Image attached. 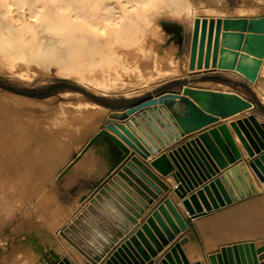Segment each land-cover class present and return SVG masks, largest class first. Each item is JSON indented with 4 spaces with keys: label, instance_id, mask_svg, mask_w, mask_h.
Returning <instances> with one entry per match:
<instances>
[{
    "label": "rangeland",
    "instance_id": "rangeland-1",
    "mask_svg": "<svg viewBox=\"0 0 264 264\" xmlns=\"http://www.w3.org/2000/svg\"><path fill=\"white\" fill-rule=\"evenodd\" d=\"M32 1L37 5L35 18L53 20L50 21L53 28L60 27V21L65 19L67 31L59 32L58 38L53 41L52 51L41 53L28 43L19 41L15 35L10 49L0 55V120L8 118L20 124L27 134L21 138L24 139L22 155H0V192L3 179L8 178L22 189L27 198L14 211L10 223H0V248L5 245L7 238L17 239L25 234L23 230L27 226L45 228V220L53 216L50 211L44 210L53 207V203L47 202L46 198L54 195V202L58 204L56 209L60 210L63 202L59 199L69 200L75 195L71 185L76 180L71 178L69 172L73 164L66 171L63 170L76 157L83 141L89 139L105 119L104 112L94 115L87 124H80L83 113L97 107L96 104L107 110L135 99L132 96L142 92L173 85L175 81H170L185 76L186 70L178 58H175L177 65H174L178 67L176 72L179 70V75L160 70L159 65H153L149 58L158 52V43L164 44L168 37H177L173 27H164L162 24L166 20V24L171 21L181 23V9L173 10L168 18L158 17L146 23L147 6L139 2L137 17L131 21L119 17L131 9L125 0ZM104 6H113V15L106 16ZM25 13L28 17L27 11ZM32 19L34 17H28V20ZM179 34L180 38H185L184 34ZM21 52H24V57ZM111 66L125 70L131 77L126 75L127 80L119 88L102 90L103 87H94L95 73H101ZM85 82L91 83L87 85ZM260 87L264 91V79L260 80ZM249 97L264 112L261 94L257 92V96ZM57 113L61 118L68 119L69 116L75 133L67 130L69 121L60 120ZM101 142L97 140L93 144ZM105 151L110 156L118 153L112 147H107ZM25 209L29 211L28 216L18 221ZM43 211L44 219H41ZM39 219L42 222L40 224ZM20 258L22 262L24 258ZM25 260L23 264H27ZM0 264L17 263L7 261Z\"/></svg>",
    "mask_w": 264,
    "mask_h": 264
},
{
    "label": "water",
    "instance_id": "water-1",
    "mask_svg": "<svg viewBox=\"0 0 264 264\" xmlns=\"http://www.w3.org/2000/svg\"><path fill=\"white\" fill-rule=\"evenodd\" d=\"M244 32L264 38V14L250 18L196 17L191 31L188 74L202 68L226 70L217 65L218 53L222 52L220 39L225 44L226 36L235 34L238 48ZM180 33L183 35V31ZM235 72L241 75L239 71ZM254 76L243 77L251 83ZM175 98L183 104L176 113L169 110ZM255 106V102L234 93L185 87L181 95L172 90L155 96L144 95L136 98L123 112H111L105 117L88 145L101 140L105 149L115 148L118 153L112 156V170L133 171L150 188L149 204L163 192L173 190L187 216L181 215L171 198L165 196L101 264H154L151 257L173 238L174 233L187 230L190 218L205 215L249 195L251 190L239 170V163L242 166L248 164L258 179L264 180V121L258 122L253 114H248L230 119L228 123H216ZM128 115L131 118L123 121ZM230 128L245 149L247 159H241ZM192 133L195 135L186 139L185 136ZM166 146L170 148L159 153ZM156 154L148 161L150 155ZM149 165L162 177H171L176 185L172 187L169 181L166 183ZM184 242L185 239L176 241L156 264H202L201 261H187L181 248ZM263 250L264 244L256 247L253 241L235 243L220 247L217 253H209L205 263L259 264L258 254ZM55 264L71 263L63 257Z\"/></svg>",
    "mask_w": 264,
    "mask_h": 264
},
{
    "label": "crops",
    "instance_id": "crops-1",
    "mask_svg": "<svg viewBox=\"0 0 264 264\" xmlns=\"http://www.w3.org/2000/svg\"><path fill=\"white\" fill-rule=\"evenodd\" d=\"M186 1L197 11L193 15L194 17L250 18L264 14V0H216L214 3L210 0ZM251 9L255 12H251ZM186 21H190L189 16ZM180 24L172 21L168 24H162L164 27H173L177 37L174 39L168 37L164 44H157L161 58L159 62L166 59L172 61L170 57H173L182 61L186 67L190 27L188 23H186L184 28ZM181 31L185 35L184 39L179 37ZM260 77L264 79V75L259 73L258 80L252 84L233 70L202 68L195 70L191 74L186 72L185 76L172 79L170 82L175 81L173 85L159 86V88L157 87L132 97L139 98L148 94L155 96L167 90L178 92L185 86H188L192 89L234 93L253 101L249 95L257 96L259 89H262L258 85V82L262 80ZM135 99H131L123 105L108 108L107 110L102 106L104 109L102 112H105L103 117H106L111 112H123L124 108L129 106ZM182 107L181 101L174 99L169 106V110L176 113ZM248 114H253L258 121H264V112L256 104L252 110H244L230 117L219 119L216 123H228L230 119H236ZM130 118L131 115H128L123 121H127ZM139 123L142 125L140 121ZM206 127H209V125ZM230 130L239 147L241 159H247V153L239 140H237L236 133L231 128ZM194 135L195 133H192L185 137L187 139ZM99 145H88L72 161L73 165L70 167L69 172L71 178L76 180V183L71 185L75 195L69 200L59 199L63 202V205H60V211L63 213L61 217L62 225L56 229L53 237L54 240H57L61 249H59V253L50 250V246L53 243H50L46 247L42 256L48 257V264H55L63 257L67 258L71 264H101L136 224L140 226L144 222L150 212L165 196L171 198L181 215L187 216V212L181 207V200L177 198L173 190L163 192L158 199L149 204L150 195L148 191H150V188L130 169L117 168L112 170L114 161L112 156L99 155L101 163L95 167H91L85 163L89 153L96 150ZM169 148L170 146L161 148L159 153ZM157 154L150 155L148 161L155 158ZM137 157L144 161L138 155ZM238 167L246 177L252 194L205 215L190 218V227L187 230H179L177 233H174L173 238L168 243L163 244L156 255L151 257V259H154V264L163 257L164 253L176 241H181V239H185L181 248L187 261L190 263L201 261L202 264H206L205 257L209 253H216L223 246L250 241H253L256 247L264 244V181H259L248 164L242 166L239 163ZM149 168L155 174L161 176L152 166L149 165ZM162 179L166 183L169 181L172 187L176 185L171 177L165 176ZM104 195L113 196L115 210H112L111 213L101 204ZM236 208L241 209V213L237 217L234 215ZM248 208L252 210L250 211ZM243 211L245 212V216H243ZM61 241L62 243H60ZM258 258L259 264H264V250L258 254Z\"/></svg>",
    "mask_w": 264,
    "mask_h": 264
},
{
    "label": "bare ground",
    "instance_id": "bare-ground-1",
    "mask_svg": "<svg viewBox=\"0 0 264 264\" xmlns=\"http://www.w3.org/2000/svg\"><path fill=\"white\" fill-rule=\"evenodd\" d=\"M210 1L214 3L216 0H210ZM125 2L130 4L129 8L131 9L126 11V9L123 8V10L126 12L121 13L119 17L125 20L132 21L134 18L137 17V3L139 2L140 4H145L147 6V12L145 15L146 20H147L146 23H149V21L157 19L158 17L168 18L170 16V13L173 10L179 11L181 9V13L183 16V21L181 22V26L184 28L186 26V23H188L190 27L189 47H188V52H187L188 61L185 67L186 68L185 74L186 72L189 73L188 62H189V48H190V42H191V31L193 27V21L196 18L193 15L196 14L197 11L193 9V7L190 4H188L186 0H180V1H176V0H125ZM2 7H4L5 10L3 11L0 10V55L2 54L4 55V53H7L8 49H10L12 45V41L15 35L18 36L19 41L28 43L30 46H33L35 49L39 50L42 53L44 51H52L54 48L53 41L58 38L59 32L65 33L67 31V26H66L67 20L65 21V19L60 21V23L62 24L60 27L53 28L51 26L53 23L50 22L53 20H49V21L48 19L45 20V17H42L41 20L39 18H35V14H36L35 9L37 8V5H35V3H33L32 0H0V9ZM113 8H114L113 6L109 8H106V6L103 7V10L105 11L106 16H110V14L113 15V12H112ZM25 11H27L28 17L32 16L34 17V19L28 20V17H26L27 15ZM250 11L253 12L254 10L251 9ZM44 15H45V12L43 13V16ZM188 16L190 17V21L187 22L186 18ZM197 18L202 19L201 17H197ZM218 18L223 19V18H231V17H218ZM213 19H217V18H213ZM237 42H238V37L235 36V34L227 35L225 44L221 42V39H220L219 49L222 48V52L218 53L217 65L218 67L226 68V70H229L232 68L231 70L233 71H237V72L239 71L242 77L248 76V77L253 78V76L255 75L254 81L251 82L252 84H254L255 81L258 80L257 78H258L259 73L264 75V38L260 37V35H257L251 32H244V37L242 38L241 45L238 48L236 47ZM147 50L149 51V49ZM147 50L144 52H147ZM21 54H22V57H24V52H21ZM149 58L153 62V65L154 64L159 65L160 70L162 69L165 71H169L170 74L175 73L177 71L178 67L177 68L175 67V65L177 64L175 63L174 58L171 59L172 61H168L166 59V60H163L162 62H159V59L161 60L159 50L158 52H156V54L149 56ZM1 59L2 57L0 58V60ZM133 61L134 63H136V60H133ZM155 67L157 68L158 66H155ZM138 70L140 71V69ZM178 72L180 71L178 70ZM178 72H176V75H179ZM126 75H128L127 77H131V75H129L125 70L116 69L115 67L111 66L103 70L101 73H99L98 71L95 73L93 77L95 85L93 86L96 87L97 85L98 89H99V86L101 88L103 87L102 90L113 89V88L115 89L117 87L119 88V87H122L124 85V82L127 80ZM260 79L262 78L260 77ZM90 83L88 82L86 84L88 85ZM258 85L260 86V81L258 82ZM185 87H188V86H185ZM138 88L139 87H137V89ZM184 88H182L178 92L177 91H174V92L179 93V95H181ZM261 90L262 89L260 88L259 93L264 99V91H261ZM249 101H252V100H249ZM96 106L97 107L93 108L92 110H87L85 113L82 114L84 118L79 120L81 122L80 124H84V123L87 124L88 123L87 121L90 118H92L94 115L98 116L100 113H103L102 111L104 109L102 105L96 104ZM57 114L59 115V113ZM54 115L56 116V114ZM67 117L68 119L64 117L61 118V115H59V118H61L60 120L66 119L67 122L69 121V123H67V128H68L67 130L73 134L75 133V128H73L70 125L71 120H69L70 119L69 116ZM54 120L55 122L57 121L56 119ZM258 122H262V121H258ZM22 135L25 136L27 134L25 131L22 130V126H20V124L16 122H11L8 118L1 119L0 120V155H22V148H23L22 140H24V139L21 140ZM89 139L83 141V145L79 148V152L76 155V157L79 155V153H81L82 150H84L88 146ZM99 155H106L105 145L103 144H100L96 150H93L89 153V156L86 159L85 163H87L91 167H95L96 165L101 163V158ZM243 177L245 178L248 184L246 177L244 175ZM11 180L12 179H8V178L3 179L4 182H3V185L1 186V189H2L1 190L2 192H0V223L1 224L10 223V219L13 218L14 211L19 209L20 206H22V203H24V200L27 199L22 189L19 187L17 188L16 184H13ZM251 194H252V190L249 195ZM249 195H246V196H249ZM45 200L47 202L49 201L50 203H53L51 205L53 207L50 210L49 208L44 209V210L50 211L53 214L51 218H49L48 220H45L44 222L45 228L40 229V228H34V227L27 226L23 230L25 234L18 237L17 239H15L14 237H12V239L7 238L5 245L1 246L0 248V262L14 261L17 264H23V260L26 259L25 261H27V264H48L49 262L48 257L42 256V254H43V251L46 249V247L50 245V243H53V245L50 246L51 247L50 250L55 251L56 253H59V249H61V247L58 245L57 240H54L53 236L55 235L54 233L56 229L60 227L62 224L61 217L63 216V213L59 209L58 210L56 209L58 204L57 202H54L55 201L54 195H52L50 198H46ZM101 204L105 209L109 210L110 213L112 210H115L113 196L104 195ZM181 207L185 209L182 202H181ZM250 208L248 209L250 210ZM240 211H241L240 208H236L234 215H236V217L239 216V214L241 213ZM250 211L248 212L250 213ZM28 212H29L28 209H25L23 214H21V217L18 218V221H21L20 219H24L25 217H27ZM185 212H187L186 209H185ZM43 213L44 211L42 212V214H40L41 219H44ZM243 216H245V212ZM41 219L38 220L39 224L42 223ZM60 243H62V241ZM20 257L24 258L22 259V262H21Z\"/></svg>",
    "mask_w": 264,
    "mask_h": 264
}]
</instances>
